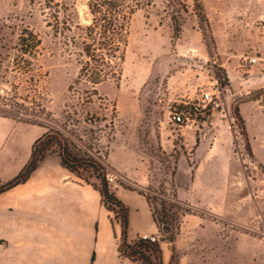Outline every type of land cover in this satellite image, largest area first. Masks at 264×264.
Masks as SVG:
<instances>
[{
  "label": "rangeland",
  "instance_id": "1",
  "mask_svg": "<svg viewBox=\"0 0 264 264\" xmlns=\"http://www.w3.org/2000/svg\"><path fill=\"white\" fill-rule=\"evenodd\" d=\"M88 2L119 12L118 23L130 17L125 42L117 43L123 59L103 68L86 102L96 76L75 81L87 40L82 28L91 23ZM20 32L26 48L34 47L17 56ZM211 88L219 107L201 100ZM174 112L181 123L171 121ZM263 115L264 0H0V119L16 122L21 144L45 126L64 128L93 145L105 173L110 161L123 159L146 178L151 209L172 219L174 237L187 215L203 219L197 264H264V171L255 161L264 166ZM225 131L241 163L231 180L236 189L211 207L177 199L176 188L188 186L197 166L199 134L211 144ZM157 233L159 242L167 240Z\"/></svg>",
  "mask_w": 264,
  "mask_h": 264
},
{
  "label": "crops",
  "instance_id": "2",
  "mask_svg": "<svg viewBox=\"0 0 264 264\" xmlns=\"http://www.w3.org/2000/svg\"><path fill=\"white\" fill-rule=\"evenodd\" d=\"M204 136L200 133L196 141L197 166L188 186L176 188L177 199L196 207L216 206L221 199L225 204L227 192L236 189L231 180L241 174L227 131L211 144ZM34 140L21 144L16 122L0 119V182L22 168ZM108 167L117 177L111 188L127 208V241L157 233L146 178L136 177L123 159ZM78 178L52 153L24 183L0 193V264H140L119 254V220L103 206L99 193ZM203 224L200 216L189 214L172 241H160L162 264H197L194 247H201L202 239H195L204 235Z\"/></svg>",
  "mask_w": 264,
  "mask_h": 264
},
{
  "label": "trees",
  "instance_id": "3",
  "mask_svg": "<svg viewBox=\"0 0 264 264\" xmlns=\"http://www.w3.org/2000/svg\"><path fill=\"white\" fill-rule=\"evenodd\" d=\"M104 4L109 7L114 6L112 2ZM96 5L93 2H88L91 23L82 28L87 35V40L81 43L82 53L80 55L83 57L81 61L82 66L75 81V84L79 85L82 84V81H86L88 77H91L92 73L96 76L91 77L94 79L93 83L95 85L91 94L86 95V102L89 101V96L97 93L96 85L103 81L99 80L103 68L113 69L115 66L112 65V61L123 59L124 49H120L117 43L125 42V36L121 31H124L125 34L127 33L126 28L130 17V15H127L123 18L124 23H118L116 17L120 15L119 12L114 10L109 11L108 9L104 12ZM101 5L99 4V6ZM103 20L106 24L101 23ZM24 35V33L20 32L16 38L15 49L17 56H21L26 51L33 50L34 45L26 48L28 46L26 45L27 40ZM109 40L110 42H108ZM111 43L114 46H110ZM105 46H107L108 50H105ZM116 51H120V55L116 56ZM90 62H92L91 67L89 66ZM87 67H89V70L85 73ZM236 111L238 113V108ZM61 128L63 127L61 126ZM71 135L68 131L66 133L64 128L59 129L45 126L43 133L34 140L29 158L22 168L9 180L0 182V193L24 183L45 155L55 153L59 157L60 165L71 174L91 185L99 193L103 206L113 212L115 218L119 220L121 225L118 246L119 254L140 264H162L159 242H151L138 238L131 242L127 241V208L116 197L111 186L107 183L103 163L96 153L91 152L93 145L86 143L81 138H77L79 140L77 141ZM85 172L92 176L95 182L88 181L83 175ZM153 215L158 229L166 234L165 239L172 241L174 239L172 219L168 218L165 214L161 218H158L154 212Z\"/></svg>",
  "mask_w": 264,
  "mask_h": 264
},
{
  "label": "built area",
  "instance_id": "4",
  "mask_svg": "<svg viewBox=\"0 0 264 264\" xmlns=\"http://www.w3.org/2000/svg\"><path fill=\"white\" fill-rule=\"evenodd\" d=\"M249 61L254 63L256 60H255V58H252ZM201 100L203 102L208 103V104H212L214 107L220 106V102L217 100L216 92L214 90H212V88L209 90H205L201 93ZM171 121L178 123V124L181 123L183 121L181 113H179V112L172 113ZM105 178H106L107 183L111 187L116 185L117 177L112 172L108 171L107 173H105ZM137 238L143 239V240H149L151 242H159L158 233H155V234L142 233Z\"/></svg>",
  "mask_w": 264,
  "mask_h": 264
},
{
  "label": "water",
  "instance_id": "5",
  "mask_svg": "<svg viewBox=\"0 0 264 264\" xmlns=\"http://www.w3.org/2000/svg\"><path fill=\"white\" fill-rule=\"evenodd\" d=\"M234 114H235V117L237 118V120L239 121V123L241 124V128L243 131V138H244V148H245L247 154L252 157L251 150H250L249 145H248L247 140H246L245 127H244L243 122H242V120H241L240 116L238 115L235 108H234ZM261 120H262L261 134L264 137V115L261 117ZM255 161L258 164V166L264 171V166L259 161H257V160H255Z\"/></svg>",
  "mask_w": 264,
  "mask_h": 264
}]
</instances>
